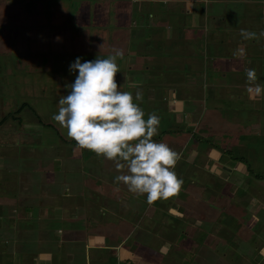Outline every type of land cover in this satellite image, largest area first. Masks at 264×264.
<instances>
[{
    "label": "crops",
    "instance_id": "1",
    "mask_svg": "<svg viewBox=\"0 0 264 264\" xmlns=\"http://www.w3.org/2000/svg\"><path fill=\"white\" fill-rule=\"evenodd\" d=\"M142 2L149 5L151 1ZM246 2H169L168 17L152 16L155 20L151 17L149 21L158 25L176 20V27L172 30L171 26L165 36L152 32L155 37L150 43L136 51L139 66L136 70L135 64L127 62L126 55L125 61L121 60L124 72L123 80L118 81L120 87L133 96L144 88L142 102H150V112L160 118L159 134L153 139L182 153L176 166L188 169L175 171L184 181L180 194L149 205L147 194L137 196L122 182H115L121 173L113 161L105 159L104 164V159H97L90 150L88 158L80 159L74 140L63 141L67 148L57 155L50 154V147L42 152L33 146L9 150L8 144L1 145L0 264H215L214 260L217 264H264V171L255 162L233 160L227 154L228 148L220 147L212 139L211 133L224 111L213 109L211 115H204L203 105L208 99L203 94L200 77L206 79L204 87L219 88L223 84L207 82L209 75L204 68L201 71L200 65V77L192 80L175 64L196 63L190 57L192 52L176 43L177 38L181 43L185 39L180 32L184 28L181 24H193L194 20L208 24L210 16L222 24L235 21L243 24L244 15L232 14L245 13ZM255 17L251 19L256 23L264 22V17ZM192 26H188V35L193 33ZM240 30L233 34L241 39L240 47L242 44L246 47ZM203 31L206 36L218 38L215 44L206 37L205 43L210 46L206 53L212 56L209 65L227 60L221 56L228 52L223 51L225 35L219 27L211 31L206 27ZM147 35L150 38L151 31ZM233 47L234 52L239 48ZM204 53L196 58L201 60L199 63H205ZM248 57L244 55L242 63ZM160 88L164 89L159 94ZM204 119L208 125L202 130ZM202 141L205 144L201 145ZM245 144L241 142L240 147ZM220 186L225 188L223 193ZM237 187L246 193L239 196L234 191ZM222 195L233 204L229 212L218 207Z\"/></svg>",
    "mask_w": 264,
    "mask_h": 264
},
{
    "label": "rangeland",
    "instance_id": "2",
    "mask_svg": "<svg viewBox=\"0 0 264 264\" xmlns=\"http://www.w3.org/2000/svg\"><path fill=\"white\" fill-rule=\"evenodd\" d=\"M150 1L149 5H144L142 0H0V146L8 144L11 147L6 149L9 150H17L24 145L33 146L39 151L42 149V152L44 148L50 147L51 155H57L61 150L66 149V143L64 145L63 141H71V139L67 138V130H62L52 120V116L58 113V101L61 96L71 91L66 85L73 83L78 74L69 70L70 65L77 57L81 58V62L96 59L100 52L99 46L104 43V49L100 53L102 58L112 54L113 49H123L124 61L126 55L127 62L135 64L133 69L139 68L136 64L138 63L136 51L150 43L151 38L155 37L152 32H161L165 36L171 26L173 30L178 24L176 20H171L170 24H152L153 22L149 21L152 16L168 17L169 2L174 0ZM246 1L245 13L232 14L233 17L244 15L243 24L236 21L222 24L218 20L215 21L213 16L209 17L208 24L205 21L199 23L197 20L192 21L193 24L191 22L181 24L180 27L184 28L180 32L185 39L181 43L177 38L176 43L178 41L182 44L180 48L191 51L193 56L190 57L196 63L186 66L180 64L182 62L175 64H179V70L188 73L192 80L200 77L198 73L200 65L201 71L204 68L209 75L207 82L223 84L219 88L204 87L206 79L200 77L203 80V94L208 99L203 105L204 115H211L213 109L224 111V115L218 118L221 121H216L217 125L214 123L215 131L211 129L214 131L211 133L214 137L212 139L216 140L214 142L220 147L231 149L227 154L231 157L235 156L233 160H240L241 163L255 162V166L263 172L264 93L255 99L249 98V93L246 91L248 84L245 69L255 68L257 83L264 85V37L259 41L246 40V47L243 44L240 47L241 39L235 38L233 32L236 33V30L241 28L259 34L264 29L262 20L256 23L251 19L254 15L255 19L264 17V0H255L256 3L254 0ZM188 10L192 12L190 8ZM175 14L178 15V12ZM142 15L145 18L141 17ZM225 15L227 14L223 16ZM153 17L152 20H155ZM187 21H189L188 17ZM226 21L232 20L226 19ZM190 25H194L193 33L188 35L186 32ZM216 26L225 35L223 51L226 50L228 53L221 56L228 58L225 60L228 64L221 60L213 67L208 63L212 56L209 52L206 53L210 46L205 42L208 40L217 44L218 38L206 36L204 34L206 31L203 30L208 27V31H211ZM149 31H151L150 38L147 35ZM202 31L204 33H201ZM58 36L61 38L59 41L56 39ZM233 46L245 49L246 58L247 55L249 57L244 63L241 59L234 58ZM199 53L201 56L203 53L206 55L204 64L196 59L200 56ZM121 60L118 58L117 61L120 69L116 76L117 82L123 80L124 69L122 71L121 65L124 62ZM179 70L174 69V72ZM143 89L139 88L140 91ZM163 89H159V94ZM120 90L123 91L122 87ZM148 103L150 104L147 100L139 103L145 115L151 113ZM156 108L159 110V105ZM206 125L208 123L204 119L200 129L204 130ZM241 142H246V146L240 147ZM200 144L203 145L205 142L202 141ZM75 149L79 150L77 156L80 159L88 158L87 149L81 150L79 147ZM190 150L191 147L187 152ZM241 154L248 155L251 159L237 157ZM199 156L201 158L200 154ZM102 158L105 164L104 157H97V159ZM175 168V171L188 169L180 166ZM93 181L96 179H89V182ZM220 191L223 193L225 188L220 186ZM234 191L239 196L246 193V190H239V187ZM221 197L223 198V195ZM221 197L218 200L220 202L218 207L226 208L228 209L226 212H229V209H233V204L230 203L229 198L220 201ZM212 258L215 256L212 255ZM212 263L217 264V261L214 260Z\"/></svg>",
    "mask_w": 264,
    "mask_h": 264
},
{
    "label": "clouds",
    "instance_id": "3",
    "mask_svg": "<svg viewBox=\"0 0 264 264\" xmlns=\"http://www.w3.org/2000/svg\"><path fill=\"white\" fill-rule=\"evenodd\" d=\"M244 40H260L259 34L246 29L240 30ZM59 41L61 38L58 36ZM96 59L81 62L77 57L70 65L77 72L69 87V94L58 101V113L52 116L59 127L67 130V138L74 140L77 147L113 161L121 174L115 182L123 183L137 195L147 194V203L168 200L180 194L184 181L175 172L182 153L164 142L153 138L159 134L160 118L156 113L145 111L137 101L143 100L142 91H121L116 80L120 72L118 58H124L123 49H113L112 54L102 58L99 46ZM245 49L238 48L233 56L242 59ZM246 80L250 99L264 93V85L257 83L255 68H246Z\"/></svg>",
    "mask_w": 264,
    "mask_h": 264
},
{
    "label": "trees",
    "instance_id": "4",
    "mask_svg": "<svg viewBox=\"0 0 264 264\" xmlns=\"http://www.w3.org/2000/svg\"><path fill=\"white\" fill-rule=\"evenodd\" d=\"M149 17V16H148ZM228 152H231V149H228ZM234 158H236L235 156H233ZM237 157H239V158H244L243 156H241V155H239V156H237ZM256 175L258 176V177H261V175L260 174H257L256 173Z\"/></svg>",
    "mask_w": 264,
    "mask_h": 264
}]
</instances>
